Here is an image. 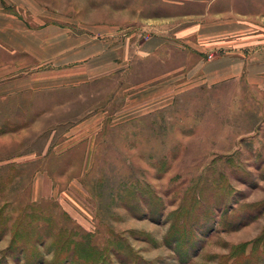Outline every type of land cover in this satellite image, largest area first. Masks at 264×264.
Returning a JSON list of instances; mask_svg holds the SVG:
<instances>
[{"label": "rangeland", "instance_id": "1", "mask_svg": "<svg viewBox=\"0 0 264 264\" xmlns=\"http://www.w3.org/2000/svg\"><path fill=\"white\" fill-rule=\"evenodd\" d=\"M28 1L116 63L0 100V264H264V92L197 72L264 0Z\"/></svg>", "mask_w": 264, "mask_h": 264}, {"label": "crops", "instance_id": "2", "mask_svg": "<svg viewBox=\"0 0 264 264\" xmlns=\"http://www.w3.org/2000/svg\"><path fill=\"white\" fill-rule=\"evenodd\" d=\"M38 20L28 0H0V100L30 90L45 91L49 86L86 81L90 73L110 68L115 62L108 29L79 33L62 25L38 24ZM212 28L203 30L208 32L204 37H215L222 31ZM224 43L211 46L219 48ZM229 45L230 53L199 62L200 84L212 88L243 81L264 92V38L255 34L234 37ZM161 46L158 41H150L140 50L152 55ZM156 76L152 78H159V74Z\"/></svg>", "mask_w": 264, "mask_h": 264}]
</instances>
